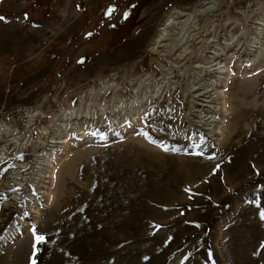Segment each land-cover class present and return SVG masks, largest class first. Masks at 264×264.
I'll return each instance as SVG.
<instances>
[{"label": "rangeland", "instance_id": "rangeland-1", "mask_svg": "<svg viewBox=\"0 0 264 264\" xmlns=\"http://www.w3.org/2000/svg\"><path fill=\"white\" fill-rule=\"evenodd\" d=\"M208 1L197 29L213 39L207 47L191 39L171 62L148 50L169 9ZM0 16V123L21 142L0 156V264H31L33 225L46 237L36 264H264V43L256 57L231 56L237 41L259 45L249 41L264 31V1L0 0ZM217 47L225 73L213 92L226 108L212 135L194 123L190 86L206 84L198 62ZM106 79L113 85L98 94ZM155 84L161 102L129 112ZM80 100L88 125L52 124ZM35 107L42 113L30 118ZM59 131L65 142L49 148ZM35 153L49 158L40 182ZM257 198L260 208L248 202Z\"/></svg>", "mask_w": 264, "mask_h": 264}, {"label": "bare ground", "instance_id": "bare-ground-1", "mask_svg": "<svg viewBox=\"0 0 264 264\" xmlns=\"http://www.w3.org/2000/svg\"><path fill=\"white\" fill-rule=\"evenodd\" d=\"M264 1V0H262ZM203 2V1H202ZM235 1H233L234 3ZM197 3V2H196ZM260 3V2H259ZM209 6H208V5ZM210 4L211 2L208 1V2H204L202 4H195L193 5V7H191L189 10H185V9H181L179 7H173L171 9H169L163 16V18L161 19V21L159 22V24L157 25V31H156V35L155 37L153 38L151 44L149 45V48L148 50L151 51V52H154V53H157L158 56L161 55L160 57H164L167 61H170L175 59V61L182 55H184L183 53H185L184 51L186 49H188V43L191 39H199L198 37H201L202 36V40L205 44V42H209V41H213V39H210L208 40L207 37H205V35H202V34H199V31L197 30L198 29V21H199V18L200 16H202L201 14L205 11H209V9L211 8L210 7ZM231 4V3H230ZM213 5V4H212ZM261 5V4H260ZM185 7V6H184ZM213 8V7H212ZM229 8V7H228ZM257 8H260L259 6H257ZM256 9V8H255ZM219 10V9H218ZM215 13V12H214ZM206 14V13H205ZM224 16V15H223ZM225 17V16H224ZM226 18V17H225ZM247 18V17H246ZM203 19V18H202ZM205 20V19H204ZM203 20V21H204ZM213 20V19H212ZM224 20V19H223ZM220 21V20H219ZM254 21V20H253ZM207 22V21H206ZM205 22V23H206ZM258 22V21H257ZM255 23V22H254ZM233 26V25H232ZM220 27V26H219ZM208 28V27H207ZM258 28V27H257ZM206 29V28H205ZM217 29V27H216ZM255 29V28H254ZM213 30V28L211 29V31ZM244 30V29H243ZM248 30V29H247ZM198 31V32H196ZM209 31V30H208ZM203 32V31H202ZM201 32V33H202ZM215 34L217 33V31L215 30L214 28V31H213ZM212 33V32H211ZM224 35H227V33H223ZM262 34V35H261ZM207 35V34H206ZM218 35L219 32H218ZM229 35V34H228ZM233 36L234 34L232 33L230 35L229 38H226L225 40H232L233 39ZM262 36H264V31H258V33H256V35H254V37H251V41L249 42H252L253 44L254 43H259V45L257 44V46L254 47V49H248L246 48L247 45H245V43H241V41H237L236 43L233 44V41H226V45L227 46H230L233 44V48L231 49V56H245V57H249V55H252L251 54V51L253 52H257L254 56L256 57L257 54H260L261 49V45L264 43V38H262ZM211 37H214V35H212ZM209 38V37H208ZM215 38V37H214ZM224 39V38H223ZM216 40V39H215ZM249 40V39H248ZM200 41V40H199ZM193 42V41H192ZM218 42V41H217ZM235 42V41H234ZM246 42V41H245ZM251 43V45H253ZM248 44V42H247ZM215 45V44H214ZM218 45V44H217ZM204 46V45H203ZM206 46V44H205ZM207 47V46H206ZM249 47V46H248ZM182 48V50H181ZM212 48V47H211ZM222 48V47H221ZM204 49V48H203ZM202 49V50H203ZM224 49V48H223ZM200 50V49H199ZM178 51V53H177ZM192 52V51H191ZM209 53V55L205 54L204 58L202 59L203 61H199L198 63H203V66H201L202 70H200V73H202V78L203 79H200V80H205V83L203 85V82L202 83H199L198 86L196 87H191L190 88L192 89V94L196 91V93L193 95L195 97V103H194V107L195 109L193 110V113H195V117H197V121H195L194 123L197 124V126H200V128L207 133H210V134H220V131L218 128L214 127V122L217 121V118H215L214 116H216L217 112L219 110H223L226 108V105L223 104L221 107L218 108L219 106V101L222 100V95L223 92H219L218 94L214 95L215 91L213 92V89H216L217 88V83H218V80L219 79H222L223 76L222 74L225 73V69H224V65H222L225 61V57L223 58V52L221 51L220 48H213L212 51H207ZM199 53H202L201 51ZM162 57V58H163ZM180 57V58H181ZM185 57V56H184ZM203 57V56H202ZM201 57V58H202ZM255 57L253 58H249L247 60H251L253 62H255ZM153 58V57H152ZM200 58V57H198ZM164 59V60H165ZM186 59V58H185ZM147 60V59H146ZM182 60V59H181ZM187 60V59H186ZM245 60V59H244ZM179 61V60H178ZM175 63V62H174ZM185 63V62H184ZM191 63V62H190ZM197 63V64H198ZM178 64V63H177ZM162 65V63H161ZM178 66V65H177ZM197 67V66H196ZM180 68V67H179ZM199 68V67H198ZM207 69V70H204ZM166 70V69H165ZM169 70V69H168ZM174 71V70H173ZM205 71H207L208 73H211L209 78H205ZM151 72V71H150ZM165 72V71H164ZM227 72V71H226ZM147 73V72H146ZM212 73H214V75H212ZM115 74V73H114ZM114 74H112L113 76V79L115 78L114 77ZM149 74V73H148ZM167 74V73H166ZM169 74V73H168ZM153 75V74H151ZM109 76V75H108ZM199 77H200V74H199ZM130 78V77H129ZM166 78V77H165ZM211 78V79H210ZM160 79V78H159ZM107 80V79H106ZM132 81V78L130 79ZM148 80V78H147ZM176 81V80H175ZM101 82V81H100ZM103 82V81H102ZM130 82V81H129ZM133 82V81H132ZM165 82V81H164ZM168 82V81H167ZM115 83V81H114ZM137 83L139 84V82H134L133 85H137ZM109 85H113V83H108V80L103 82V85L99 88L100 90L98 91V94H105L107 93L106 91L108 89H105L106 86H109ZM117 85V84H115ZM147 85V84H146ZM152 85V84H151ZM161 85V83H160ZM160 85H154L153 87V91L150 93V95L146 94V96H142V97H134L132 98L130 101L127 102V107L129 108V112L133 111V110H136V108L139 106V110H142L145 105H149V103L151 105H149L150 107L151 106H154L153 103H157L158 101H160V97H161V94L163 93L164 90H160L159 87L157 86H160ZM171 85V83H170ZM188 85V84H187ZM141 86V85H140ZM110 87V86H109ZM105 90H104V89ZM114 88V87H113ZM116 88V87H115ZM119 88V87H118ZM149 88V87H148ZM164 88V87H163ZM166 88V87H165ZM169 89V88H168ZM93 90H94V86H93ZM131 90V89H130ZM150 90V89H149ZM133 91V89L131 90ZM147 91V90H146ZM190 91V92H191ZM113 92V90H112ZM136 92V91H134ZM133 92V93H134ZM116 93V92H114ZM119 94V93H118ZM130 95V93H129ZM219 95V96H218ZM86 96V94H85ZM91 96V95H90ZM97 96V95H96ZM112 96H115V94H113ZM118 96V95H117ZM128 96V95H127ZM192 96V95H191ZM224 96V95H223ZM81 95L79 96V99H81ZM87 97V96H86ZM89 97V96H88ZM99 97V96H98ZM92 98V97H91ZM103 98V97H102ZM112 98V97H111ZM84 99V98H83ZM101 99V98H100ZM113 99V98H112ZM118 99V98H117ZM148 99V100H147ZM85 100V99H84ZM89 101V100H88ZM87 101V102H88ZM97 101V100H96ZM116 101V100H115ZM119 101V100H118ZM151 101V102H149ZM194 101V100H193ZM78 106L75 107V108H70L69 110H65L61 113H57L58 114V117H54L55 120L51 121L53 122L52 124L57 126V127H60V126H68L67 128H71L73 125H79V126H86L89 124V121H87L83 116H81V109L82 108V105H83V102L82 100L78 101ZM95 102V101H93ZM121 102V101H120ZM149 102V103H148ZM161 102V101H160ZM118 103V102H117ZM122 103V102H121ZM147 103V104H146ZM124 104V103H123ZM114 105V104H113ZM235 105V104H234ZM237 105V104H236ZM235 105V106H236ZM241 105V104H240ZM239 105V106H240ZM232 105H230L231 107ZM41 107V106H40ZM100 107H108V106H101ZM238 107V106H237ZM89 108V107H88ZM87 109V108H86ZM85 109V110H86ZM230 109L227 111V117L231 116V114H229L230 112ZM40 110V109H39ZM50 110V109H49ZM241 110V109H240ZM84 111V110H83ZM88 111V110H87ZM232 111V110H231ZM233 111H236L235 108ZM128 112V113H129ZM226 112V110H225ZM242 112V111H241ZM240 112V113H241ZM39 113H42V111H38V109L35 107V108H32V109H29L27 110V115L30 117V118H33L35 116H37ZM85 113V112H84ZM113 113V112H112ZM110 114V113H109ZM126 114V113H125ZM233 114V113H232ZM243 115V113H241ZM72 115V119L74 121H69V122H63L65 121L66 119H63L65 118L66 116H71ZM89 116V115H88ZM113 116V115H112ZM122 116H125V115H122ZM121 116V117H122ZM133 116V115H132ZM240 116V115H239ZM241 117H244V116H240ZM93 118V117H92ZM116 118V117H115ZM235 119V118H234ZM117 120V119H116ZM121 120V119H120ZM123 120V119H122ZM95 121V120H94ZM231 122V119L229 120ZM234 121V120H233ZM236 122V120L234 121ZM224 124V123H223ZM227 125V123L225 124ZM231 125V124H230ZM229 125V126H230ZM52 126V125H51ZM49 127V126H47ZM47 127H44L47 129ZM50 128V127H49ZM48 128V129H49ZM83 128V127H82ZM80 128V129H82ZM228 128V127H227ZM230 128V127H229ZM222 129V128H221ZM233 129V128H232ZM19 130V129H18ZM224 130V129H223ZM229 130V129H228ZM52 131V130H51ZM55 131V130H54ZM68 131V130H67ZM75 131V130H74ZM233 131V130H232ZM81 132V131H80ZM202 132V131H201ZM222 132V131H221ZM49 133V132H48ZM66 132H58L57 134L55 135H52L50 136L51 139H48L47 142H49L50 144H52L51 146L49 144H47L49 146V148H53V147H59V145L63 142H65L64 138H65V135L64 134ZM63 135V137H60L59 135ZM209 134V135H210ZM223 134L224 131H223ZM49 135V134H48ZM84 135V134H83ZM221 135V134H220ZM226 135V134H225ZM233 135V134H232ZM213 137V136H212ZM221 137V136H220ZM231 137V136H230ZM228 138V137H227ZM226 138V140H227ZM51 140V141H50ZM52 142V143H51ZM21 146V142L20 141H17L15 136L13 135V133H10L9 129L7 128V126L3 123H0V156H5L7 157V154L9 153V150L13 153L14 151L16 152V150L18 151L19 148ZM48 148V147H47ZM50 150V149H48ZM51 151V150H50ZM36 156V160L37 163H36V169H37V174L36 175H39V180L38 182H40L42 179L44 178H48L50 177V174L48 172H45L44 169L46 167H49L50 164H48V157H47V154L48 153H35ZM9 155V154H8ZM50 155V154H49ZM7 177L10 179V180H14L17 182V179H20L19 178V173L16 169H11L7 172ZM38 177V176H37ZM34 178V177H33ZM13 181V182H14ZM23 184V183H22ZM26 190V189H25ZM16 194H17V191L14 192V197H16Z\"/></svg>", "mask_w": 264, "mask_h": 264}, {"label": "snow or ice", "instance_id": "snow-or-ice-1", "mask_svg": "<svg viewBox=\"0 0 264 264\" xmlns=\"http://www.w3.org/2000/svg\"><path fill=\"white\" fill-rule=\"evenodd\" d=\"M116 11V8L115 6H110L108 8V10L106 11L105 15L106 16H111L114 12ZM128 12H125L124 13V17L127 18L128 16ZM24 19L27 20L28 19V16H27V13H25L24 15ZM0 21H5L7 22V18L6 17H3V16H0ZM88 35H92L91 33H89ZM146 138H148L149 140H151V137L148 136V133H142ZM93 135H95V133H93ZM103 138V136L101 137ZM152 142H155V141H152ZM161 147L163 148L164 151H178V149L176 148H169L167 145H161ZM193 147H199L198 144L196 145H193ZM197 155H203V152H199V153H196ZM215 157L214 156H210L208 157V159H214ZM220 168V165L217 164L216 165V168L213 169V174ZM6 171V170H5ZM185 191L187 192H191V189H185ZM191 198V197H190ZM249 203H255L256 206L258 208H260V202H259V199L257 198L256 200H250L248 201ZM259 216H260V219L262 221H264V208H261L260 209V212H259ZM159 227V226H157ZM32 232H33V237H34V244H33V249H34V252H33V258L31 260V264H36V260H35V254H36V251H38L39 249L37 248V245L39 244H43L46 242V237L43 235V234H38L37 231H36V227L35 225L32 226ZM262 247H264V244L261 245ZM145 259H147V257H145Z\"/></svg>", "mask_w": 264, "mask_h": 264}]
</instances>
